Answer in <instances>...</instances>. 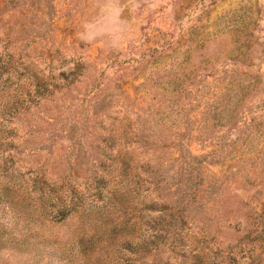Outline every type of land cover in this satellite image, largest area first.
Returning a JSON list of instances; mask_svg holds the SVG:
<instances>
[{
    "label": "rangeland",
    "instance_id": "374dc122",
    "mask_svg": "<svg viewBox=\"0 0 264 264\" xmlns=\"http://www.w3.org/2000/svg\"><path fill=\"white\" fill-rule=\"evenodd\" d=\"M101 6L0 0V62L20 71L0 86V264H264V0H118L119 48L81 39ZM145 162L180 237L109 213ZM42 176L86 203L50 218Z\"/></svg>",
    "mask_w": 264,
    "mask_h": 264
},
{
    "label": "trees",
    "instance_id": "16d2710c",
    "mask_svg": "<svg viewBox=\"0 0 264 264\" xmlns=\"http://www.w3.org/2000/svg\"><path fill=\"white\" fill-rule=\"evenodd\" d=\"M17 74L20 75L19 69L17 67L10 66L8 60L0 62V86L2 88L13 80L12 75ZM3 75H5L4 79H2ZM35 81L37 86L39 83L37 79ZM35 91L36 93L33 95H31L30 92L26 93V99L28 102L35 101V96L41 95V93H39V87H37ZM18 102L24 104V99H21ZM142 142L147 143L146 140H142ZM141 145L144 146L143 143H141ZM141 169L145 174L144 179H141L140 175L139 178L137 177L136 179L128 176V182L125 184L126 187L122 190L123 195L126 196L125 199L127 200L125 203H120V199L117 197L113 203H108V207L110 208L109 213H112L114 220L115 215L120 219L127 217H134L138 219L139 222L133 223L138 224L137 233L143 232L153 235L158 231H164L165 233H168L169 236L176 238L180 237V233H182L186 224L184 216L179 210V204H181V202L179 203L178 200L177 203L174 204L173 200L168 195H160L156 193V190H159L157 183L158 180L156 181L155 179L158 168L154 165L152 166L150 162H145V164L141 166ZM94 178L95 180H92V183L94 184L90 185V196H93L97 202H104L107 205V202H105L107 196L103 192V189L106 187L104 185V178L103 176H100V178ZM194 184H198L197 175L195 177ZM47 187L48 190L46 189ZM38 189L40 190V195L44 198L45 202V204H42V209H44L45 214L50 216V218L52 217L57 220H63L72 211H76L77 209L79 210V207H82L86 203L84 201V196L82 193H79L76 188L70 186L63 192L62 187L48 185L44 176L41 177V184ZM107 191H110V189ZM66 192H68L67 195H65ZM110 194L112 195L114 192L111 191ZM159 201L163 203H160ZM97 202L95 204H98ZM132 212H134V214H132ZM130 214L131 216H128ZM144 218H147V220L142 222ZM114 220L110 218L103 220L101 218L103 223L110 224L111 227L113 226L112 228L114 230L115 226L119 225L128 227V230L130 229V226L127 224L128 220L119 222H115ZM207 256L211 259L204 260L205 264H226L222 261H219L218 263L215 262L213 259L215 254L213 256L207 254ZM196 257H198V255H196ZM197 259L199 260V263L202 264V261L199 258ZM229 264L233 263L230 262Z\"/></svg>",
    "mask_w": 264,
    "mask_h": 264
},
{
    "label": "clouds",
    "instance_id": "9594fccd",
    "mask_svg": "<svg viewBox=\"0 0 264 264\" xmlns=\"http://www.w3.org/2000/svg\"><path fill=\"white\" fill-rule=\"evenodd\" d=\"M100 20L96 24L86 25V33L81 34V39L92 42L105 33L113 35L112 46L119 48L123 41V34L128 30L127 22L118 19V0H102L99 9Z\"/></svg>",
    "mask_w": 264,
    "mask_h": 264
}]
</instances>
